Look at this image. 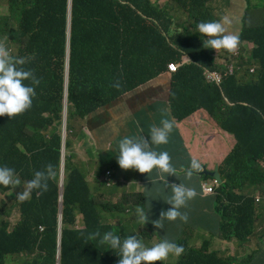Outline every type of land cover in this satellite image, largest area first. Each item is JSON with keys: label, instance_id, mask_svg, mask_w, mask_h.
Wrapping results in <instances>:
<instances>
[{"label": "trees", "instance_id": "trees-1", "mask_svg": "<svg viewBox=\"0 0 264 264\" xmlns=\"http://www.w3.org/2000/svg\"><path fill=\"white\" fill-rule=\"evenodd\" d=\"M158 1L161 0H71L70 41L72 35L79 36L83 50L75 56L69 50L66 125L70 129L69 120L73 115L82 117L166 75L170 64L177 66L183 54L189 55L191 63L181 65L166 76L161 88L165 86L171 115L176 119L192 114L191 105L195 100L212 104L214 109L219 107V114H212V117L237 139L235 149L223 164L225 183L221 189L235 204L229 205L225 213L214 215L191 206L185 222L162 220L150 211L147 213L143 195L136 196L135 203L146 212V225L157 231L158 237L176 226L167 224L187 223L195 213L197 225L211 233L222 230L226 239L244 241L252 234L255 214H258L256 197L262 198L264 193L261 164L264 162V21L258 22L260 26L254 31L245 28L238 45L240 50H245L246 42L243 41L256 44L254 55L261 58L259 82L242 84L241 80L237 83L233 76H228L217 87L205 81V74L217 71L224 75L225 72L223 66L214 63L212 49L205 47L203 39L206 37L198 33L197 20L206 18L221 22L217 13L221 11L220 7H226V0H168L188 12V26L195 29L198 37L187 40L182 38L190 29L174 35L170 16ZM8 3L9 14L0 17V35H6L18 47V53L12 59L32 57L24 67L33 71L39 84L35 86L36 94L30 109L11 118L0 116V120H4L0 121V164L29 177L44 170L48 164L55 170L58 167L60 138L54 132L46 138L43 132L52 125L62 127L67 45L64 27L67 25L68 0H8ZM190 16L195 21L192 22ZM248 33L259 35L258 39L254 40ZM247 72L246 69L241 71L246 75ZM117 82L119 88L113 86ZM224 98L233 105H228ZM245 103L249 106H244ZM212 107H209L210 111ZM112 166L110 163L108 168ZM65 171L60 264H111L107 252L111 249L105 243L99 244L109 231L120 235L122 240L137 235L144 243L150 242L139 235L141 230L127 233L100 224L101 214L116 213L122 205L99 202L95 194L89 193L80 171L71 167L69 158H66ZM96 181L101 182L99 178ZM56 182V177L50 179L48 190L39 199L20 205V213L17 210L20 220L15 225L8 215L10 205L15 202L14 196L9 193L10 189L0 186L3 194L0 196V264H54L58 238ZM246 183L245 188L256 186L252 196H235L232 191L244 192ZM77 215L84 226L79 231L75 228ZM156 223H163L164 227L156 228ZM39 226H43L41 233ZM135 226H139L138 222ZM245 227L250 232H246ZM93 235L97 237L92 238ZM172 239L185 244L186 248L191 243L190 238ZM186 248L180 259L174 257L172 261L175 262L169 264H230L216 254L194 249L196 246L187 251ZM93 249L97 254H91ZM101 252L104 255H100Z\"/></svg>", "mask_w": 264, "mask_h": 264}, {"label": "clouds", "instance_id": "clouds-1", "mask_svg": "<svg viewBox=\"0 0 264 264\" xmlns=\"http://www.w3.org/2000/svg\"><path fill=\"white\" fill-rule=\"evenodd\" d=\"M6 3L7 11L5 14H0V17L7 16L9 14L8 0H6ZM70 7L71 0L70 2L68 0V31L67 45L65 48V57L67 56L68 51V69V46L70 44L69 33L71 32ZM228 23L229 20L227 18H223V23L220 21L200 22L197 27L202 37H206V39H203L205 47L214 49L215 51L221 49L227 50L228 52L237 51L239 57L241 58L242 64L240 70H248L247 75H250L252 77L250 81L243 82L245 80L246 74L241 73L239 79L242 81V84H256L257 79L260 80L261 76V58H259L257 55H254V49L256 48V46L251 48L247 52L245 62H242V50H240V47H238L240 43V37L238 34L228 32L225 27V25ZM0 38L4 39V41L0 43V116L7 115L9 118H11L25 112L26 110L32 107L33 97L36 94L35 86L39 84V80L35 77L31 69H26L24 67V65L31 61L32 57H18L16 59H12L11 57H15V55L12 54V47L15 48L17 54V45L10 41L6 35H0ZM184 55L187 54H183V56ZM219 59L223 62L228 61V59H226L224 56H220ZM187 64H182L181 61L179 65L174 66L179 68L181 65L186 66ZM248 66H254L255 69L247 68ZM66 69L67 66L65 63V75ZM252 70L255 73L254 75L249 72ZM170 73L171 72H169L168 66L167 74ZM222 76L223 81L224 78L228 77L229 75L225 72L224 75L222 74ZM25 81H31V83H25ZM205 81L207 83L214 84L217 87H219L222 83L221 81L220 84H216L212 82L211 79L207 78V76H205ZM64 86V99L67 100L68 75L67 84H65L64 81ZM113 86L116 88L120 87L118 82L115 83ZM121 96L111 100L110 102L104 105H101L94 111L82 117L73 115V118H80V141L82 135H86V137H89L88 133L92 132L93 130H96L98 135L105 136L108 134V130L104 126L106 118L101 115L96 116V113L104 107L112 104ZM224 100L228 105H233L232 103L228 102L226 98H224ZM63 104L64 115L62 119L61 130L58 126L52 125L46 131L43 132L46 138L50 137L51 132H54L60 138L58 148L57 170H55L52 164H48L45 166L44 170L36 171L33 175L29 177H23L20 171L15 172L14 168L0 164V186H4L5 189L11 190L9 193L13 194L15 199L14 205L18 211L20 205L26 204L32 201V199H39L43 195V193L48 190V181L56 177V221L58 222V238L54 264H60L61 260L60 237L62 228L64 183L66 179V158H69L71 167L80 171L81 175L83 176L84 182L88 187L89 193L95 194L91 191L90 185L86 180V176L83 170L73 163L74 155L70 150L71 143L68 140V136L70 133H72V129L71 127L70 129H68V125H66L67 102H63ZM243 105L249 106L246 103ZM209 119L214 123V125L219 131H221L224 135H227L234 141L233 144H228V148H226L227 150L225 152V155L221 156L220 158L214 159L211 156L215 151H220L223 147H214L212 149V151L208 155V158L212 163H214L213 167H209L208 165L210 164L208 162H202L200 159L194 158L191 155L188 157L186 163L180 167L178 164L175 163V157L173 156L172 148L165 151H161L153 147L165 145L169 142V136L174 127V122L170 119L161 120L159 126L153 125L150 128V134L147 138L141 135L142 132L134 136H129L133 131L130 130L129 132L121 136L118 142L112 147L108 146L107 148L104 147L98 149L89 147L87 151L84 152V148L80 144V156L85 160H90L92 158H95L97 153L105 152L104 155L108 160V164L102 166L101 169H97L94 173L93 182L96 187L106 185L107 183L111 184V186L114 188L116 186L114 183V179L119 178V176H123L131 180H143L148 184L154 181L157 187H161L162 195L160 197L153 198L151 201H148L145 191L146 187L144 189H136V186H131L124 192L125 194H130L135 197L138 195H143L146 199L147 213L149 211L152 212V214H154V217H160V219H166L168 221H175L179 219L181 221L186 222L188 220L187 212L190 211L191 206L200 207L210 214V212L206 208L211 209V205H213L214 208H212L211 210L214 211V214H219V212L225 213L229 205H233L235 204V202H232L230 200V197L224 195L221 192V189L225 183V179L222 175V169L224 161L235 149L237 145V139L234 134L222 129L213 117H209ZM91 124L95 125V129L90 126ZM110 152L113 153V155L115 154L113 160L108 159ZM110 163H113V166L111 168H108ZM261 164L264 165V162H262ZM159 172L167 175L161 178L142 177L143 173L149 174L151 176ZM96 178H99L101 182L98 183L96 181ZM153 189L154 188H152L151 191H153ZM232 192L237 197H241L244 195H246L247 197L252 196L238 189H235ZM164 199L167 200V203L164 202ZM121 201L123 203V206L122 208L118 209L116 213H114V217H124L125 215L130 213L134 215L137 213V222L138 220H147L148 216L146 212L141 209V207L136 204L135 201H132L131 203L127 204L126 207L125 204L127 203V199L124 198ZM256 202H258L259 210H261L260 204L262 202V198H260L259 195H257L256 197ZM114 203L116 204L117 202ZM259 214L261 213L255 214V222L253 225L252 234L249 235L246 240L241 241L237 238H232L230 240L226 239L223 237L222 230L217 233V229L215 233H213L214 238L220 239L222 243H230L234 250L235 246L233 245V242L239 243L240 245H238V247H241V245L248 243L252 237L259 238V243L261 244V237H264V231L262 230V228L264 227V214H261L263 215V217H260ZM18 217L20 220V215ZM258 217L262 219V224H258ZM136 223H134L133 226H135ZM257 224L260 227L259 235L254 236ZM106 226L113 229L114 231H119L124 227L121 221H117V223L115 224ZM155 226L156 228L164 227L163 223H156ZM38 231L39 233H41L43 231V226H39ZM161 234L178 238V241H183L189 238V236L183 237L179 235L178 226H174L173 228L167 230L166 232H162ZM96 237L97 235L92 236V238ZM101 242L105 243L108 246V249L113 250L107 251L111 260V264H116V261L119 258L120 259L118 261V264H160L159 262H164L168 259L170 263L172 262V259L174 257L180 259V257L184 255L186 248L185 244L178 243L175 240H169L167 238L160 240L158 243H155L152 246L149 245V247L146 246L142 242V239L139 238L137 235H130L122 240L120 235L112 231L105 233L102 237V241H99V244H101ZM194 247L195 246L189 244L187 245L186 251L188 250V248ZM194 249H203L205 253L216 254L218 258L227 260L230 264H235L237 261L236 259L231 257L225 258L220 256L218 250L210 249V243L207 240L203 241L201 247H196ZM257 251H259V256L264 262V248H257ZM90 252L91 254H97L96 249H93ZM254 253V251L253 253L251 252V254ZM100 255L104 254L101 252Z\"/></svg>", "mask_w": 264, "mask_h": 264}, {"label": "rangeland", "instance_id": "rangeland-1", "mask_svg": "<svg viewBox=\"0 0 264 264\" xmlns=\"http://www.w3.org/2000/svg\"><path fill=\"white\" fill-rule=\"evenodd\" d=\"M162 4H160L159 6L162 8H165V12H167L170 16V19L173 23V34H176L179 29L177 26H179V23L177 22V18L179 15L184 14L186 16H189L187 13H184L183 11L177 10V13H173L175 5L173 1H168V0H161ZM246 6L251 4V0H245ZM231 9L229 10L228 14H227V10H223L220 11L219 13H217V17L221 18V22L223 23V18H227L229 20V23L225 25L226 29L228 30V32L230 33H235L238 34L240 36L241 34V30L243 31V29L248 28L251 26V22L249 20H247L246 18H251L254 14V12L252 11L250 14L246 15L245 14V9H243L242 11H240V5L238 0H233L231 2ZM7 11V3L6 0H0V14H5ZM245 19V21L243 20ZM190 20L193 22L195 21V19L193 18V16H190ZM208 20L205 18L204 20H197L198 23L200 22H207ZM184 28L188 27V23L182 25ZM65 32L68 31V27L67 25L64 27ZM194 31L195 29L192 28L187 32H184V36L182 38V40H187L188 36H186V33H189L190 37L192 38L194 35ZM199 33V31H198ZM70 34V33H69ZM200 34V33H199ZM200 36L202 37V35L200 34ZM257 34L255 35H250V37H252L254 40L258 39ZM204 38V37H203ZM4 39L0 38V43L3 42ZM68 49L70 50V54L72 56H75L79 53L82 52L83 48L80 44V37L79 36H75L72 35L70 44L68 46ZM237 50V49H236ZM212 53H213V61L215 64L219 65V66H223V70L224 72L228 73L229 76H233L237 83H241L240 82V74H241V70L240 67L242 66L241 64V58L239 57L237 51L235 52H230V53H226L224 52L222 49L221 50H217L215 51L214 49H212ZM12 54L16 55V50L14 47H12ZM220 56H224L226 59H228L227 62H223L219 59ZM244 56V55H243ZM247 68H254V66H248ZM229 72H231L232 74L230 75ZM252 75H254V71H249ZM159 83L158 82H154L152 83V85H157ZM166 101V106L169 107L170 105V101L169 99L165 100ZM63 102H67L66 99L63 100ZM209 107H212V104L209 103H205V102H201L200 100H195L192 102L191 108L193 110V113L190 114L189 116L185 117H177V121L181 124L183 121L185 122H190L194 125L195 128H197L198 126H203L202 130L199 131L198 133L194 134L191 136V138H185L184 141H189L190 143H193L197 138H201L202 141H205L206 143L212 145L215 148H220V147H225L228 148V144L225 141H218L215 140L216 136L214 135V131L212 129H208L206 127H204V118H209L212 117L213 115H217L219 114V107H217V109L212 107V110H209ZM0 121H4V120H0ZM224 123V122H223ZM222 123V124H223ZM69 125L71 126L72 129V133L69 134L68 136V140L71 143V151L74 155L73 157V163L76 164L78 167H80L85 176H86V180L88 181L89 185H90V189L92 192L95 193L96 198L99 200V202L104 203V204H109V205H113L115 204L114 202H117L119 205L123 206L122 203V199L124 198H128L127 203L125 204V207L127 204L131 203L132 201H135V196H132L130 194H125L124 192L131 187L130 185H123V187L121 188H113L111 186V184H107L106 185H102V186H98L96 187L94 182H93V176L94 173L96 172L97 169H101L102 166H105L106 164H108V160L105 157L104 153L105 152H100L97 153L95 158H92L90 160H85L80 156V118H72L69 120ZM223 129H225L224 126H222ZM61 130V127H60ZM225 153L222 155L224 156ZM114 155L113 153L110 152L109 154V158L113 160ZM262 171H264V165H262ZM167 174H162V173H156L153 175H149L146 173L142 174V177H165ZM119 178L121 179L122 182H129V183H137L138 180L137 179H127L123 176H119ZM246 186H248V183H246L243 187H244V193L248 194V195H252L253 194V190L256 188V186H249L248 188H245ZM153 189V191H151V189ZM146 191V195L148 198V201H151L153 198H157L160 197L162 195V189L161 187H157L156 184L154 183V181L150 184H148L145 188ZM7 193V192H6ZM3 195L2 192H0V196ZM145 195V194H144ZM167 200L164 199V202H166ZM264 202V193L262 194V202H261V210H256L257 213H261L264 214V207H263V203ZM11 209L8 213L9 217H10V221L13 225H15V223L18 221L19 217H18V211L17 208L15 207V205L11 204L10 205ZM208 209V211L210 213L213 212V210ZM114 213H104L101 214V221L100 224H104V225H111V224H115L117 223V221H121L122 224L124 225L123 227V231L125 230V232H137L139 230L140 233L139 235L142 238H148L150 239V242H146L144 243V240H142V242L146 245V246H152L155 243H158L160 240L162 239H169V240H173L172 237L167 236L165 234H163L160 238L157 235V231H155L154 229H152L150 226L146 225V221L144 220H138V225L139 226H133L134 223L137 222V217L138 214L136 213L135 215L130 213L125 215L124 217H114ZM197 214L194 213L192 219H190L187 223L184 224H179V223H171V224H167L166 226L169 225H176L179 228V235L185 237V236H189V238L191 239V243L190 245L192 246H196V247H201L202 243L204 240L209 241L210 243V249H216L219 252V255L225 258H234L236 259V263L235 264H264V262L261 260L260 256H259V251H257V248L263 249L264 248V237H261V241L262 243H259V238L257 237H252L250 239V241L244 245H241V247H238V245H240L237 242H233V245L235 246V250L232 248V245L230 243H222L220 239L218 238H214L213 233H211L210 231H207L206 229H204L203 226L197 225L196 224V219H197ZM227 222V220H226ZM225 222V223H226ZM150 223V222H149ZM212 223V222H209ZM258 223L262 224L263 221L260 217H258ZM224 225H222L223 227ZM75 228L76 230H80L82 228H84L83 224H82V220L81 217L79 215L76 216V223H75ZM244 230L246 232H250V230L247 229V227L244 228ZM221 230H219L217 233H219ZM263 231H264V227H263ZM151 243V244H150ZM149 246V247H150ZM253 251L255 252L254 254H251V252L253 253ZM189 257V256H188ZM187 257V258H188ZM159 262V261H157ZM175 262V261H172ZM160 264H169V259L167 261L164 262H159Z\"/></svg>", "mask_w": 264, "mask_h": 264}, {"label": "crops", "instance_id": "crops-1", "mask_svg": "<svg viewBox=\"0 0 264 264\" xmlns=\"http://www.w3.org/2000/svg\"><path fill=\"white\" fill-rule=\"evenodd\" d=\"M233 0H226V7H220L221 11L227 10V13L231 9V2ZM240 5V11L245 9V14L248 15L252 11L254 12L251 18H246L252 24L249 27L250 31H254L256 27L260 26L258 22L264 21V0H251V4L246 6L245 0H238ZM158 4H162L161 1H158ZM175 4V2H174ZM229 5V6H228ZM249 9V10H248ZM177 10L183 11L184 13L188 12L180 6L175 4V8L173 13H177ZM245 21V19H243ZM177 22L179 23L178 29L179 31L174 35H179V33L190 29L188 26L184 28L182 25L186 23H190L189 18L181 14L177 18ZM173 27V26H172ZM244 33L241 30V34ZM249 35V33H248ZM197 33L194 31L193 37H196ZM250 36V35H249ZM192 37V38H193ZM188 38H191L188 35ZM246 42V49L242 50V54L244 55L242 58V62H245V57L247 52L256 46L255 43L248 42V40L243 41ZM169 74L162 75L159 78L147 83L146 85L138 88L134 92H128L118 98L109 106L104 107L96 113V116H103L106 118L104 126L108 130V134L105 136L98 135L96 130L88 133L89 137L86 135H82L80 144L84 148V152L87 151L89 147L93 148H107L108 146H113L118 142L121 136L133 130L129 136H134L138 133L145 136L146 138L150 134V128L153 125H160L161 120L170 119L174 122V127L169 136V142L165 145L153 146L155 149H159L161 151H165L172 148L173 156L175 157V163L180 167L183 166L188 157L191 155L194 158L200 159L202 162H208L209 167H213L214 163H212L208 155L214 148L212 145L202 141L201 138H197L193 143L189 141H184L186 136L187 138H191L192 135L198 133L202 130L203 126H198L197 128L190 122L183 121L181 124L172 117L170 107L166 106V93L165 86L161 88L162 81ZM252 79L250 75L245 76V80L243 82H248ZM157 85H152L154 82H158ZM259 79H257V82ZM93 129H95V125H90ZM204 127L208 129H212L214 131V135L216 136L215 140L225 141L227 144H233V140L224 135L221 131L217 129L214 123L209 118H204ZM181 138V139H180ZM184 139V140H183ZM115 155V154H114ZM115 189L123 187V185L127 186H136V189H144L148 183L143 180H138L137 183H129L122 182L120 178L114 179ZM264 204V202H263ZM214 208L211 205V209ZM214 215V211L210 213ZM211 217V216H208ZM259 224V223H258ZM256 225L254 236L259 235L260 227ZM263 230V228H262Z\"/></svg>", "mask_w": 264, "mask_h": 264}, {"label": "built area", "instance_id": "built-area-1", "mask_svg": "<svg viewBox=\"0 0 264 264\" xmlns=\"http://www.w3.org/2000/svg\"><path fill=\"white\" fill-rule=\"evenodd\" d=\"M187 63H191V59L188 55H184L182 64H187ZM176 68L177 67L174 65H169V72L175 71ZM229 73L231 74V72ZM205 76H207V78L211 79V81L216 84H220L222 81V77H223L222 74L217 71L208 72L205 74Z\"/></svg>", "mask_w": 264, "mask_h": 264}, {"label": "bare ground", "instance_id": "bare-ground-1", "mask_svg": "<svg viewBox=\"0 0 264 264\" xmlns=\"http://www.w3.org/2000/svg\"><path fill=\"white\" fill-rule=\"evenodd\" d=\"M226 148H222L220 151H215L213 154H212V158L216 159V158H220L225 152H226Z\"/></svg>", "mask_w": 264, "mask_h": 264}, {"label": "water", "instance_id": "water-1", "mask_svg": "<svg viewBox=\"0 0 264 264\" xmlns=\"http://www.w3.org/2000/svg\"><path fill=\"white\" fill-rule=\"evenodd\" d=\"M66 66H67V69H66V75H65V84H67V75H68V51H67V56H66Z\"/></svg>", "mask_w": 264, "mask_h": 264}]
</instances>
